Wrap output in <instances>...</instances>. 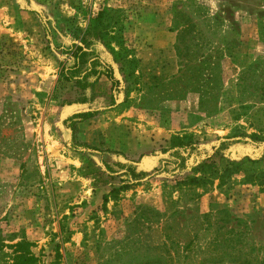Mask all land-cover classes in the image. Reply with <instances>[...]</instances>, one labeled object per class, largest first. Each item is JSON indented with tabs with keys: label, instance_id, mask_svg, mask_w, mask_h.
Wrapping results in <instances>:
<instances>
[{
	"label": "rangeland",
	"instance_id": "374dc122",
	"mask_svg": "<svg viewBox=\"0 0 264 264\" xmlns=\"http://www.w3.org/2000/svg\"><path fill=\"white\" fill-rule=\"evenodd\" d=\"M102 9L93 47L119 83L82 92L59 66ZM88 109L73 136L121 155L70 148L63 120ZM172 135L201 157L229 138L212 165L237 170L186 181ZM103 161L147 175L114 196ZM262 181L264 0H0V230L36 264H264Z\"/></svg>",
	"mask_w": 264,
	"mask_h": 264
},
{
	"label": "trees",
	"instance_id": "16d2710c",
	"mask_svg": "<svg viewBox=\"0 0 264 264\" xmlns=\"http://www.w3.org/2000/svg\"><path fill=\"white\" fill-rule=\"evenodd\" d=\"M104 14L105 10H100L95 16H90L88 18L87 26L84 29L72 33L73 40L69 44V48L64 49V54L66 56L60 62L59 78L68 82H73L82 92L91 90L102 76H105L111 82L112 88L114 89L119 83V80L114 74L112 65L103 60L93 47V38L95 36L96 38H100L101 36L107 35L106 26L102 22ZM43 28L49 33V29L45 22H43ZM95 115L96 110H80L72 113L63 120L65 127L70 129L71 132L70 148L78 152L88 151V154H98L100 159L104 152L121 155L120 152L101 150L86 142L79 141L73 136L76 123L87 120ZM251 137L257 139L258 135L251 134ZM230 143L231 140L225 138L220 141L218 145L213 146V151L210 155L201 157L202 155L198 144L191 136L172 135L169 148H163V151H168V156L174 159V166L176 168H189L191 174L186 177V181L194 184L203 183L213 176L220 180L219 184L221 185L224 182L225 174L235 172L237 166L236 164H228L223 168L222 173L218 174V170L212 165L213 159L216 156H221L222 151L225 150ZM190 157L193 158V161L187 166V160ZM166 163H170V161H166ZM115 166L119 170L124 171L122 173L113 174L116 170H114L111 164L105 161L101 162V166L97 164V170L93 171L97 182L109 184V193L114 196L118 191L130 188L147 175L145 170L138 169L131 163L116 161ZM197 174L200 175L197 176ZM116 177H118V181L114 182L113 180ZM260 185L264 188V181L260 182ZM13 239L14 238L9 239V243H6V239L0 230V264H36L37 257L30 251V242L25 238L16 242H13ZM188 245L189 243H187V246ZM4 248L11 249V252H4Z\"/></svg>",
	"mask_w": 264,
	"mask_h": 264
}]
</instances>
